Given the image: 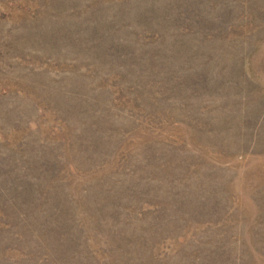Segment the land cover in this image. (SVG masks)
Returning <instances> with one entry per match:
<instances>
[{
	"label": "rangeland",
	"instance_id": "374dc122",
	"mask_svg": "<svg viewBox=\"0 0 264 264\" xmlns=\"http://www.w3.org/2000/svg\"><path fill=\"white\" fill-rule=\"evenodd\" d=\"M0 264H264V0H0Z\"/></svg>",
	"mask_w": 264,
	"mask_h": 264
}]
</instances>
